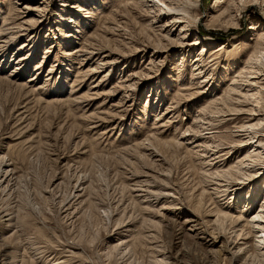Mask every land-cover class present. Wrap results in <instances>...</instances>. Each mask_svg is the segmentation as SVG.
Here are the masks:
<instances>
[{"label": "rangeland", "instance_id": "obj_1", "mask_svg": "<svg viewBox=\"0 0 264 264\" xmlns=\"http://www.w3.org/2000/svg\"><path fill=\"white\" fill-rule=\"evenodd\" d=\"M31 1L0 0V166L13 171L11 183L0 182V264H154L162 259L164 264H216L218 252L210 255L203 242L185 238L180 226L200 203L194 215L210 245L217 241L214 251L223 247L226 257L232 254L244 238L235 237L230 221L216 223L214 211L218 206L233 210L234 217L242 211L238 201L245 197L230 192L240 182L204 175L201 154L193 155L194 145H187L184 132L204 103L232 86L240 63L233 64L230 56L248 57L244 44H255L257 35L250 30L252 19L264 27L263 0L235 1L239 26L212 24L216 0H199L201 20L190 42H205L187 48L183 57L170 51L166 40V48L153 57L151 28L157 24H151L152 4L134 6L130 13L122 7L133 0ZM69 13L84 28L80 33L79 24L68 25ZM9 17L15 25L4 23ZM69 27L75 37L63 35L61 29ZM181 29L173 30L175 40L183 37ZM131 40L147 46L145 51H133ZM105 42L111 46L98 50ZM90 43L94 50L84 52L87 57L70 54ZM114 43L126 56L110 54ZM203 46L212 48L201 74L209 81L202 85V97L190 99L200 83L191 72ZM19 58L26 59L20 66ZM201 118L204 127L197 140L208 138L209 146L220 143L218 150L224 151L209 159L217 160L207 169L228 170L245 156L247 136L236 128L246 116ZM153 137L171 144L148 147L146 139ZM175 137L180 149L173 145ZM143 143L148 151L138 147ZM248 187L240 188L246 193ZM168 192L180 207L175 213L180 219H174V226L155 228L151 221L162 219L158 210L167 207ZM248 264H264V259L255 257Z\"/></svg>", "mask_w": 264, "mask_h": 264}, {"label": "bare ground", "instance_id": "obj_2", "mask_svg": "<svg viewBox=\"0 0 264 264\" xmlns=\"http://www.w3.org/2000/svg\"><path fill=\"white\" fill-rule=\"evenodd\" d=\"M20 1H22V0H20ZM26 1L29 2L27 5L33 3V1H31V0H26ZM235 1L236 0H231V1L216 0V4H218L216 7L217 11L214 12L215 14H213V17L211 18L210 22L212 24L224 22V23L228 24L229 26L230 25L239 26L240 22L238 21V19L236 17L237 16L236 12H238L239 10L235 12V9L233 8V6L235 7V4H236ZM126 2H129V1H126ZM198 2H199V0H143L141 3V0H137V1L133 0V2H131V3H133L131 6H130V3L129 4L126 3V4H124V7H122V8H123V10H128L127 12L132 13V12H134V8H135L134 6H138L141 9H144L147 7V5L152 4L153 5L152 8L154 9V11L152 13L150 12V15H152V23L151 24H157L158 25V26L157 25L155 26L156 28L150 27L151 29H153V31L155 33L154 36L156 37V39L153 38V40L150 44V46H153L155 48V51H156V54L153 55V57H159V54L161 53L160 48H166L165 45L163 46V43H162V42H165V40L167 41V45L170 46V51H173L176 49L178 51V54H181L183 57L184 51L187 48H190V47L196 48L197 46L198 47L202 46L203 42H205L204 40L203 41L201 40L200 43L193 44V45H191V42H190V38L193 35L192 32L196 31V29H195L196 25L201 20L200 16L198 15V10H196V5L198 4ZM240 2H242V0H240ZM219 4H221V5L219 6ZM262 4H264V0H263ZM75 5L76 4H74V6ZM74 6H73V8H76V6L75 7ZM27 7H29V6H27ZM84 7L85 6L80 5V8H83V10H85ZM262 7H263V5H262ZM262 7H261V9H262ZM27 9L29 10L30 8H27ZM35 11L38 12L39 8L37 7L35 9ZM41 13H42L43 17H45L46 12H41ZM74 16H75V13H69V16L65 17L69 22L68 25L79 24V26L76 27V29H78L77 32H79L80 29L84 30V28L80 25L79 21L74 19ZM114 16H119V15L114 14ZM112 19H115V18H112ZM9 21H12V23H10L11 26L15 25V24H13V17H9V18H7V20L4 19V23L9 22ZM35 25H38L37 21H36ZM252 25L250 27V30L257 32V35H256L255 44H250V43L244 44L245 45L244 49L249 51V52L247 51L248 55L246 54V56H248V57L246 59L244 58L245 60H243V57L238 56L239 54L238 55L234 54V55L230 56V58H232L233 64H236L238 62L240 63V66L238 67V71L235 73V77L233 79L232 86L229 87L228 91H226L223 94V96H221L219 98H216V96H215L211 100L207 101V103H204V106L201 107V112H198V115H194V120L191 122L190 127L187 128V130L184 132V134H185L184 137L189 138V142L187 143V145L188 144L194 145L193 150L195 151V153H193V155H196L197 153L201 154L200 155V161L198 164H199L200 170H202L204 175H207L208 177H212L214 179L215 178L225 179L228 181V183L229 182L230 183L240 182L239 183L240 185H236L234 187L232 186L233 189L230 192H232V193L235 192L234 195L238 194V192H241V194H243L242 196L245 197L244 200L242 199L243 201H238V203L241 206L240 208L242 209V211L238 212V215L236 217H234L232 214V212H234L233 210H232V212L231 211H225V210L219 208V206L214 211L216 213V216H217L216 223L223 224L224 222L230 221L231 225L234 226V228H233L234 231L233 230L232 231H233V234L235 235V237L236 238H240V237L244 238V239H241V241H244V242L242 244H240V246L237 247L236 250L234 249L235 251L232 254L228 253V255H229L228 257L225 256L227 254H225L226 252H225V250H223V247H221L222 250L219 249L218 251H216V250L214 251V245L217 244V241L214 242L212 245H210L212 240H208L207 237H209V236L205 235L206 231L205 230L203 231L204 227L203 228L200 227L201 225L199 222V215H194V214L195 213L199 214V211H200L199 206L201 205V203H200V205L198 203L199 206H197L198 208L196 207V210L194 209L195 213L193 212L194 213L193 215H191L189 218L187 217V219L182 221V223L180 222V226H181L182 230L186 233L185 238H190L192 240H197L199 242H203L206 245V247L208 248L206 251H208L210 255H215V253L218 252L217 253L218 254L217 255L218 260L216 261L217 262L216 264H237V263L248 264L255 257H261L264 259V114H263L264 113V27L262 28V25L259 23V20L257 18L252 19ZM177 26H178V29H179V27H182L181 32H182L183 37H178L175 40L174 34L172 32L175 29V27H177ZM169 27L171 29H169ZM143 28H144V26H143ZM143 28H141V29H143ZM61 30H62L64 36L70 37V38L75 37V35L77 34V32L75 34L73 31H71L72 29H70V27L67 30L66 29H61ZM2 31H4V30H2ZM105 32L106 33L108 32L109 34H111V32H109L108 30H105ZM158 32H160V34H158ZM2 34H3V32H2ZM161 34H164L165 37L161 36ZM95 36H97V34ZM3 38L4 37H2V39ZM87 41L90 42L89 40H87ZM5 42H7V41L5 40ZM134 43L135 42L131 40L130 45L132 47H130V48H132L133 51H136L138 49L141 50L142 48L144 49L143 51H145V48L147 46H145V45L139 46L138 44H137L138 45L137 46L136 43L135 44ZM114 44L115 45L113 46V48H110V51H109L110 54L119 55V53H120V54H123L124 56H126L124 54V52H125L124 49H120L123 47H120L117 43H114ZM90 45L91 46H89V47L86 45L78 47L77 49L73 50L74 53H70V54L71 55L72 54H76V55L78 54L79 59L82 57H87V55H83L84 52H87L88 50L89 51L94 50L91 48L93 44L90 43ZM94 46H96V45H94ZM110 46L111 45L109 42H105L102 45L98 44L97 48H98V50H102L103 48H107ZM206 47L207 46L202 47L201 53L194 60L195 61V63H194L195 70L193 72H191V77H192V79H195V78L197 79L199 77L200 83L195 84L197 86L196 90H195L196 92L190 93V95L188 96L190 99L191 98H198L199 96L202 97L204 94V92H202V89H203L202 85L206 84L205 86H207L208 81H209V79L205 78V76L201 77V74H203V70L207 69L206 68L207 65H204L205 56L212 50V48H210V46H208V48H206ZM192 50L190 52H192ZM219 51H221V50H219ZM89 54L92 55V53H89ZM88 58H90V56ZM106 58H109V55H107ZM118 59L119 58H116L113 60L118 62L119 61ZM25 61H26V59L19 58L17 63H18V65L19 64L22 65L25 63ZM153 62L155 63V61H153ZM182 63H184V61H182L181 64ZM180 67L181 66H179V69H180ZM96 69H98V68H96ZM16 70L17 69L15 68V70H13V71L15 72ZM198 70H200L201 72H199L198 74H195V72ZM129 87H132V86H129ZM247 106L250 108H247ZM245 108H247V109H245ZM234 114H236L238 116H246V119H247L246 122L239 123L240 126H238L236 128V129H239V131H237V133H240V134L243 133V135L247 136V141L244 140L245 141L244 147L247 148L246 152H245V156L243 158L239 159V161L235 165L230 167L228 170L207 169L209 166H212V164H211L212 161L217 160L216 158H214L212 161H210L209 159H212L215 156V153H219V152L222 153L224 151L218 150V148L222 146V144H220V143L215 144V145L212 144L209 146L208 145L209 142L207 140H205L208 138L203 137V140L205 142H201V141L197 140L196 134L200 133V129H203V127H204V124H203L204 120L201 118V115H204V116L210 115V116H214V118H216V119H219L221 117L222 118L223 117H229V116L231 117ZM215 116H217V117H215ZM235 123H236V121H235ZM229 125H230V123H229ZM223 129H226V126H225V128L223 127ZM211 130H213V129H211ZM210 134H215V133L214 132L206 133V135H210ZM154 136H156V135L154 134ZM174 140H175L174 144H173L174 147H177L180 149L182 144L178 141L177 137H175ZM200 140H201V138H200ZM146 141L148 142L147 146L148 147L150 146L153 148H157V147H161V146H167L168 144H171L169 142H164L161 139H158L155 137H153L152 139L147 138ZM144 143L139 144L138 147L148 151V149H147L148 147ZM211 143H213V141ZM168 147H169V145H168ZM211 148H215L216 151H214ZM254 148L256 150H253L251 152V150ZM174 149H176V148H174ZM230 152H231V150L228 152V154H230ZM201 160H204L206 163L201 161ZM216 165L217 164H215V166ZM257 167H262V168H257ZM9 168L10 167L8 165L0 166V173H4L3 177H1L2 179L0 180L1 183H9L10 182V179H9L10 175L9 174L12 173L13 171L11 172V170ZM245 183H247V184H245ZM5 185H7V184H5ZM241 186H249L248 191H246V193H245V189H241L240 188ZM228 191L229 190H226V191H224V193H226ZM76 193L78 194V197H79L80 193L78 190L76 191ZM203 195H204V192L202 194H200L201 199L203 198ZM171 196L172 195H170L168 192V194L164 197V199L170 200L169 203H167V207L166 208L160 207L158 210L160 212L159 214L161 215L162 219L157 221L156 223H153L154 221H151L152 225L155 228H158V227L168 228L170 226H174L177 222L174 219L175 218L177 220L180 219V217H178V216H180L181 214L180 213L178 215L175 214L180 209V207L175 205L173 203L174 201L173 202L171 201V199H172ZM236 198H235V200H236ZM196 202H198V201H196ZM256 204L259 205L258 208H255ZM147 206H150V204L147 203ZM251 210H254L252 215H251L252 218L246 220V226H241V222L245 219V217H244L245 214H247V212H250ZM215 231H216V229H215ZM251 237H252V241L249 240ZM235 241H236V239H235ZM248 241H250V242H248ZM232 242H234V240ZM129 243H130V241H128L127 244H129ZM124 245L125 244L122 243V245H118L116 247V249L118 251H120L121 249H119V248L121 246H124ZM226 251H228V249ZM226 258L228 259V261ZM164 261H165V259H162L161 261H155L153 263L154 264H158V263L164 264Z\"/></svg>", "mask_w": 264, "mask_h": 264}]
</instances>
